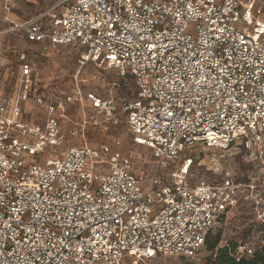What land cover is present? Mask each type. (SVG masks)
Returning a JSON list of instances; mask_svg holds the SVG:
<instances>
[{
  "label": "built area",
  "instance_id": "1",
  "mask_svg": "<svg viewBox=\"0 0 264 264\" xmlns=\"http://www.w3.org/2000/svg\"><path fill=\"white\" fill-rule=\"evenodd\" d=\"M263 13L264 0H60L18 26L33 43L81 46V66L116 69L133 80L136 97L118 105L79 84L54 87L42 95L44 124L29 122L23 104L34 77L22 63L18 95L0 98V264L195 257L239 202L241 185L189 183L191 160L171 184H160L158 173L188 149L227 150L238 142L254 146L264 164ZM67 104L83 111L73 136L88 123L107 129L124 116L134 141L156 160L146 191L117 138L72 144L45 165L36 159L63 143ZM263 244L241 245L237 256Z\"/></svg>",
  "mask_w": 264,
  "mask_h": 264
},
{
  "label": "rangeland",
  "instance_id": "2",
  "mask_svg": "<svg viewBox=\"0 0 264 264\" xmlns=\"http://www.w3.org/2000/svg\"><path fill=\"white\" fill-rule=\"evenodd\" d=\"M246 1V0H243ZM57 0H14L13 8L7 13L0 1V31L8 30L15 23H23L38 13L55 5ZM264 21V13L260 15ZM82 50L73 45L42 46L28 43L23 33H3L0 35V97L18 95L21 85L20 64L24 61L36 64L35 73L40 86L27 102L23 104V117L29 122L44 124L46 106L43 94L54 87L69 91L73 75L79 72L81 88L84 92L96 90L105 97L114 96L118 105L123 100L136 97L133 80L122 77L116 69L99 67L88 62L81 67L79 61ZM68 89V90H67ZM81 106L67 104L61 118L65 139L60 147H48L36 159L45 165L51 158L60 159L62 152L72 144H89L100 146L111 144L114 138L121 142V151L131 158L135 169L144 176L141 187L146 191L153 181L156 171V160L150 148L136 143L128 131L122 115L117 125L109 123L107 129L101 126L86 124L77 136L72 132L82 124ZM32 159V158H29ZM185 164L188 169L187 181L195 184L204 181L213 185L227 182L240 184L237 192L239 202L228 213H225L209 232V241L219 238L218 247L227 243L237 245L256 244L264 237V164L254 146L235 143L227 150L210 149L196 146L183 152L176 161L160 170V184H171L174 174ZM214 250L207 244L192 258L182 256H162L155 254L152 259L139 261L138 264H211ZM130 264V260L126 262Z\"/></svg>",
  "mask_w": 264,
  "mask_h": 264
},
{
  "label": "trees",
  "instance_id": "3",
  "mask_svg": "<svg viewBox=\"0 0 264 264\" xmlns=\"http://www.w3.org/2000/svg\"><path fill=\"white\" fill-rule=\"evenodd\" d=\"M218 242L219 238L215 242L206 239L208 249L214 250L211 264H264V244L257 248L253 255L238 257L237 250L240 244L227 243L218 247Z\"/></svg>",
  "mask_w": 264,
  "mask_h": 264
},
{
  "label": "crops",
  "instance_id": "4",
  "mask_svg": "<svg viewBox=\"0 0 264 264\" xmlns=\"http://www.w3.org/2000/svg\"><path fill=\"white\" fill-rule=\"evenodd\" d=\"M1 2H2V4H3V8L7 11V13H9L10 11H11V8H13V4H14V0H10L9 2H5V1H3V0H0ZM60 0H57V2L55 3V5L59 2ZM54 5V6H55ZM54 6H52L51 8H49L46 12H49ZM63 8H64V5H61V6H58L56 9H55V11L56 12H62L63 11ZM39 14H42V13H38V14H36V15H34V16H32L31 18H29L28 20H26V21H24L23 23H15L14 24V26H12V27H10L8 30H5V31H0V35L1 34H3V33H8V32H11V33H23L24 35H25V39H26V41L28 42V43H31V44H39V45H42V46H47V45H49V46H55V45H52L49 41H44V42H42V43H33V42H30V41H28V39H27V36H26V32H25V30H23V29H19V27L18 26H20V25H22V24H24L25 22H27V21H29V20H31V19H33V18H35L36 16H38ZM48 17H49V15H48ZM65 45H73V46H77V47H79L81 50H82V53H83V51H84V49L81 47V46H79V45H77V44H65ZM57 46H62V45H57ZM81 53V54H82ZM81 56V55H80ZM24 62H27V63H29L31 66H32V69H33V77H34V88H33V94H34V92H37L38 90H39V88H40V86H39V82H38V79L36 78V73H35V67H36V64H34V63H32V62H28V61H24ZM24 62H22V63H24ZM22 63L20 64V69H21V65H22ZM84 66V65H83ZM83 66H81V67H83ZM79 72L80 71H78L76 74H74L73 75V80H72V87L70 88V90H74V89H76V87H77V85L79 84L80 86L82 85V84H80V79H79ZM21 74V73H20ZM59 88V87H58ZM61 89H63V88H61ZM82 89V88H81ZM65 90V89H64ZM68 90V89H67ZM69 90V91H70ZM83 91V90H82ZM84 92V91H83ZM17 95L15 94H13V95H6V96H2V97H0V98H3V97H16Z\"/></svg>",
  "mask_w": 264,
  "mask_h": 264
}]
</instances>
